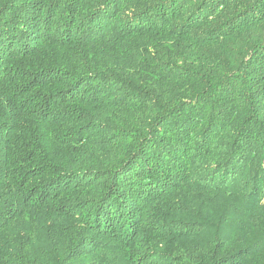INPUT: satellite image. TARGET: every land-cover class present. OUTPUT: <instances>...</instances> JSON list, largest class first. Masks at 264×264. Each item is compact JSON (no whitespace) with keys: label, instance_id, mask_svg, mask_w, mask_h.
I'll return each mask as SVG.
<instances>
[{"label":"trees","instance_id":"obj_1","mask_svg":"<svg viewBox=\"0 0 264 264\" xmlns=\"http://www.w3.org/2000/svg\"><path fill=\"white\" fill-rule=\"evenodd\" d=\"M0 264H264V0H0Z\"/></svg>","mask_w":264,"mask_h":264}]
</instances>
